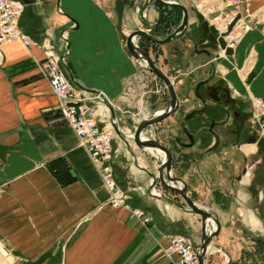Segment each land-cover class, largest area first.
I'll return each mask as SVG.
<instances>
[{"label": "crops", "instance_id": "obj_1", "mask_svg": "<svg viewBox=\"0 0 264 264\" xmlns=\"http://www.w3.org/2000/svg\"><path fill=\"white\" fill-rule=\"evenodd\" d=\"M18 1L24 6L19 25L34 43L12 40L0 46V236L12 249H23L29 258L39 255L47 260L56 253L58 257L49 262L174 264L177 254L168 255L165 247L169 234L182 230L187 219L183 212H189L164 198L156 199L157 204L150 202L154 200L144 193L156 159L148 157L152 153L149 148L124 135L130 130L126 119L135 121V127L150 113L149 95L144 99V93L161 91L146 87L139 99L146 111L142 116L130 112L127 93L143 69L122 41L128 26L118 23L120 17L109 6L111 0ZM117 2V10L123 9L125 2ZM251 9L256 17L254 27L234 50L227 48L225 56L219 57L217 51L224 45L222 33L204 17L208 28L199 32L202 20L196 9L193 13L188 9L187 29L177 36L181 38L192 26L196 31L198 26L187 66L195 54L208 53L201 43L212 44L215 54L207 63L197 61L189 70L210 65L207 79L197 77L195 89L203 90L207 105L206 115H202L206 130L201 128L207 133L203 136L207 144L206 208L221 223L208 246L206 264H241L252 246L259 242L264 247V139L250 123V97L257 95L264 100V8L254 10L251 3ZM62 30L66 31L63 38ZM172 39L165 45L173 43ZM50 42L54 52L67 51L63 70L74 88L86 96L90 115L103 124L111 118L117 121L111 158L115 179L125 189L130 207L142 209L145 215L108 203L100 175L62 116L59 99L38 64L46 59ZM169 50L165 66L170 60L172 66L171 57L179 53L175 48ZM178 80L183 84L184 79ZM176 92L179 108L167 117L171 120L186 108V97L182 99L181 92ZM243 99L250 103L248 111L243 108ZM187 119L194 121L196 117ZM160 140L168 144L164 138ZM144 216L151 220L145 223ZM190 225L194 230L196 224ZM211 229L209 223L208 232Z\"/></svg>", "mask_w": 264, "mask_h": 264}, {"label": "rangeland", "instance_id": "obj_2", "mask_svg": "<svg viewBox=\"0 0 264 264\" xmlns=\"http://www.w3.org/2000/svg\"><path fill=\"white\" fill-rule=\"evenodd\" d=\"M125 2V5L123 4V9L117 10V4H115V0H111L109 3V6L114 7V15L117 17H120L118 19V23L122 26H128L126 29L127 32L133 31L134 29H141L146 28L148 29L153 36L157 37H163L166 36L169 32L174 30L176 26L180 24L181 16L183 15L181 9L177 7H171L167 6L165 7L161 3L155 1V0H118L119 2ZM178 2H181V0H177ZM185 2L186 7L190 9V12L196 9L200 15L197 17L202 20L201 21V27L199 29V32L204 33L205 29L208 28L206 26V22L204 21V13L201 12V10L197 9L194 0H182ZM252 8L255 10H259V8H264V0H253L251 1ZM122 5V3H120ZM195 8V9H194ZM123 19V20H122ZM204 24V25H203ZM192 26V25H191ZM195 26H192L190 30H187L186 33H184L181 38H175L172 39L173 43H171L169 46L164 44H153L151 41L145 39L144 37H136V41L139 44V47L142 49L148 50L149 54H151V58L153 59V62L157 64L159 67L163 69L164 72L174 81V86L176 88V91H180L182 95V99L186 97V104L184 111L179 110V113L176 114L173 119L171 118H163L158 123H153L151 125H148L145 129V132H152L154 133L155 139L158 141L160 139H163L167 141L170 151L172 152V159L173 162H171V168H172V175H179L183 178V180L186 182V185H188L187 192L188 194L194 198L197 202V204L201 207L206 208V164L204 165L205 160H207L206 157V132L202 131L201 128L205 127L206 130V121L203 119L202 115H206L205 108L207 107L205 100H203L202 94L203 90L197 89V82L199 80H204L206 78V69L210 66L207 64L205 69L202 67V69H196L195 71L190 72L189 70L191 68H194L197 61H203L206 63L209 60V57L215 55L213 50V45L208 43L204 44L201 43V48L205 47V49H209L208 53L202 52L200 56L194 55L193 62L191 66H187L188 59L193 55V49H192V43H193V35L198 33V26L196 31H193ZM126 34V32H125ZM124 34L123 38L126 37ZM124 42V39H122ZM211 45V46H210ZM210 46V47H209ZM177 49L179 50L178 56L171 57L173 60L172 66H170L171 60L168 63L169 65L165 66L166 60L169 61V57L171 55L169 49ZM187 52L181 53L183 50ZM163 52V56L161 53ZM192 53V55H191ZM182 54V55H181ZM178 57V58H177ZM214 57V56H213ZM177 58V60L175 59ZM136 60V59H135ZM137 66L140 69H143L141 72V75H138L133 80L135 81L133 84H131V88L128 91L127 95H129V105L128 108H130V112L133 114H136L135 116H142V112H145L146 110H143V107H141L142 103L139 102V99L142 97L141 91L144 89L150 88H160V92H153V91H146L145 97H148L149 95V115L156 111H160L158 109H164L169 104V97L170 94L167 92V89L165 87V82L160 79L158 76H155L152 72V69L149 68L146 65L145 60H137ZM191 62H189L190 64ZM194 75H196V79H194ZM179 79H184L183 84H180L178 81ZM200 78L199 80L197 79ZM207 79V78H206ZM132 80V81H133ZM217 80L220 79L217 78ZM190 81V82H189ZM195 81V82H193ZM180 84V85H179ZM151 86V87H150ZM200 87V86H199ZM178 89V90H177ZM206 91V90H205ZM162 95V96H161ZM207 95V91L205 96ZM100 96V95H99ZM161 96V99L159 98ZM200 96V97H199ZM204 101V105L202 100ZM244 101V109L248 111V108L250 107V103L246 101V99H243ZM161 101V103H160ZM138 107H136V105ZM161 105V106H160ZM167 105V106H165ZM143 106H145V102L143 103ZM179 106V105H178ZM190 110V111H186ZM139 111V112H137ZM157 112V113H158ZM130 115V114H129ZM193 115L196 117V120L189 121L187 119ZM147 117V116H146ZM169 119V120H168ZM126 123L129 125V128L132 132V129L134 126L135 121H129L128 119L125 120ZM167 122V124L165 123ZM165 123L163 128H161V124ZM252 124V122L250 121ZM132 126V127H131ZM128 130L126 129V132ZM190 133L191 135L187 136V133ZM121 134H123L121 132ZM125 135V134H124ZM161 141V140H160ZM192 141H194L193 146H189ZM113 142V140H112ZM163 143V142H162ZM187 145V146H184ZM152 153L150 155L148 154V157H152V159H156L155 164L153 165L152 169V175L150 177L154 178L152 184L150 182L148 183V190H145L146 195H150L152 198L150 201L151 203L157 202L164 198L165 200H169L172 203L181 204L183 206L185 211H188L189 213L186 214L187 219L184 220L185 224L181 226V229L179 233L185 234V236L188 235V237H192L193 241L200 242V227H201V220L198 213H195L191 210H189L188 206L185 204L184 198L177 192L171 190V188L164 186L162 182L159 181L157 178V165L160 164V162L163 160L164 152L157 149H149ZM184 151V152H183ZM165 176V175H164ZM170 185H177L181 186V183L179 182H170L169 179H166ZM188 181V183H187ZM154 182L157 183V189L156 191L160 193L161 196L152 195L150 193V189H152ZM158 201H157V200ZM191 211V212H190ZM190 223L196 224V227L194 230H190L191 225ZM212 225V224H211ZM185 228V229H184ZM213 228V226H212ZM185 232V233H184ZM57 254H51L49 259L45 260V256H36L29 258L27 255L23 253V249L14 250L11 248V245L6 240L4 241L2 237L0 236V264H63V263H57V261L49 262L52 258H57ZM32 259V260H29ZM45 260V261H44ZM44 261V262H43ZM206 261V256H205ZM241 264H264V247L258 242L256 246H252V249L245 252V258L241 261Z\"/></svg>", "mask_w": 264, "mask_h": 264}, {"label": "built area", "instance_id": "obj_3", "mask_svg": "<svg viewBox=\"0 0 264 264\" xmlns=\"http://www.w3.org/2000/svg\"><path fill=\"white\" fill-rule=\"evenodd\" d=\"M197 9L204 13V18L211 24L218 27V31L225 38L224 45L218 46V56L227 54L226 49H235V46L254 27L256 21L255 13L251 9L253 0H194ZM24 9L23 3L18 0H0V46L3 42L18 40L20 43L29 45L33 42L29 33L22 30L20 16ZM66 31L62 30L60 36L63 38ZM34 43V42H33ZM45 45V43H44ZM50 49L47 57L38 62L42 72L47 78L51 90L58 97V107L62 116L70 124L71 129L78 137V143L87 152L93 167L100 175L101 182L108 193L107 201L109 204L118 207H127L131 212L139 216L145 213L140 208H131L128 204V195L125 189L118 186L115 180V174L112 166V152L114 151L112 140L114 138V125H117L115 118L110 121L99 122L93 115H90V109L86 104V96L82 95L74 87L72 79L66 75L63 70L64 56L67 51L54 52L53 45L50 42ZM1 49V47H0ZM0 62L1 52H0ZM99 93L95 96L99 97ZM252 124L261 132L264 139V100L257 95H252ZM126 137L132 140L133 131L125 132ZM143 138L154 136V133L145 130L142 131ZM154 178L150 177V184ZM157 186L154 182L150 193L161 196L156 191ZM148 223L151 218H143ZM169 244L165 247L168 255L177 254L174 264H200L198 263V250L192 237H186L184 234H169Z\"/></svg>", "mask_w": 264, "mask_h": 264}, {"label": "water", "instance_id": "obj_4", "mask_svg": "<svg viewBox=\"0 0 264 264\" xmlns=\"http://www.w3.org/2000/svg\"><path fill=\"white\" fill-rule=\"evenodd\" d=\"M159 3H162L165 7L167 6H177L178 8H181L183 15L181 16V21L178 26L174 30H172L168 35L165 37H157L153 36L152 33L145 28H137L133 31L128 32V35L125 37L126 42V48L127 50L135 57V59L139 60H145L146 65L152 69V72L154 75L158 76L162 80H164L166 88L168 93L170 94L169 97V104L166 108L161 109L158 113H152L151 115H148L145 117V119L141 120L134 128V137L133 141L140 147L146 148V147H155L158 150H162L164 152L163 161L160 163V165L157 167V178L164 186H167L171 188V190L177 191L182 198H184L185 204L189 207L188 209L198 213L201 220V241L197 242L195 244L196 249L198 250L197 258L198 263L200 264H206L205 263V256L208 252V246L211 242V240L214 239L216 233L219 230V226H221V223H219L216 216H214V213L211 212V210H208L207 208L201 207L197 204L196 200L192 198L188 192L187 188L188 185H186V182L183 180V178L179 175H172V168H171V162L172 154L169 150V146H166L164 143H162L160 140L158 141L155 139V137H148L146 139H143L142 131L145 129L146 126L158 123V121H161V119L170 116L176 109L179 108V99H178V93L176 92V89L174 87V81L169 78L166 74V72L163 71L161 67H159L157 64L153 62L151 59L150 54L146 52L143 48L141 49L139 47V44L137 41H134L136 37H144L152 43H168L171 41L172 38L179 37L185 29H187V23H188V9L187 7L182 4V2H178L177 0H155ZM165 175V176H164ZM166 179H169L170 182H180L181 186L177 185H170V183L167 182ZM208 218H211V220L214 221V223H217V226L214 228L212 232H207V220Z\"/></svg>", "mask_w": 264, "mask_h": 264}, {"label": "bare ground", "instance_id": "obj_5", "mask_svg": "<svg viewBox=\"0 0 264 264\" xmlns=\"http://www.w3.org/2000/svg\"><path fill=\"white\" fill-rule=\"evenodd\" d=\"M134 41H135V40H134ZM148 148H149V149H156L155 147H153V148L148 147ZM157 150H158V149H157ZM161 151H162V150H161ZM179 183H180V182H179ZM209 221L213 224V225H212L213 228L217 226V223H214V221L211 220V218H208V222H209ZM211 244H212V242H211ZM211 244H210V245H211ZM210 247H211V246H210ZM208 248H209V247H208ZM209 249H210V248H209ZM209 251H210V250H209Z\"/></svg>", "mask_w": 264, "mask_h": 264}, {"label": "trees", "instance_id": "obj_6", "mask_svg": "<svg viewBox=\"0 0 264 264\" xmlns=\"http://www.w3.org/2000/svg\"><path fill=\"white\" fill-rule=\"evenodd\" d=\"M162 4V3H161ZM163 5V4H162ZM146 52H147V50L146 49H144Z\"/></svg>", "mask_w": 264, "mask_h": 264}]
</instances>
